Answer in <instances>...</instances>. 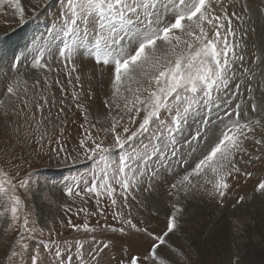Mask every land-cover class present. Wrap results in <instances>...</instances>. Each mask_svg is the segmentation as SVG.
I'll list each match as a JSON object with an SVG mask.
<instances>
[{"label":"snow or ice","instance_id":"snow-or-ice-1","mask_svg":"<svg viewBox=\"0 0 264 264\" xmlns=\"http://www.w3.org/2000/svg\"><path fill=\"white\" fill-rule=\"evenodd\" d=\"M30 3L48 26L0 59V264H197L191 206H264V0ZM229 222L245 264L255 219Z\"/></svg>","mask_w":264,"mask_h":264},{"label":"rangeland","instance_id":"rangeland-1","mask_svg":"<svg viewBox=\"0 0 264 264\" xmlns=\"http://www.w3.org/2000/svg\"><path fill=\"white\" fill-rule=\"evenodd\" d=\"M22 3L26 8L27 15L32 17L31 12L27 11L31 7L30 0H22ZM0 11L8 13L0 15V59L6 62L12 57L14 51L18 53L23 50L24 45L34 35H39L45 30L50 17L46 18L41 14L30 18L26 24L20 25L13 19L10 7L0 9ZM87 63L91 65L92 61H87ZM104 83L105 88L103 89L98 86V83L94 82L93 84L97 93L94 108L102 106L101 101L107 90V81L105 80ZM36 167L37 174L41 179L48 178L57 181L88 171V168L83 165L71 167V170L56 167L55 164L48 166L41 164ZM253 183L254 181H249L247 187L242 188L241 192L251 191ZM57 192L59 196V190ZM38 210L45 216H51L60 211L58 207H50L47 204H38ZM164 210L166 211V208ZM189 211L193 214L185 222V232L191 237L193 247L199 253L198 257H194L197 264H229L231 255L235 251L232 248L234 241L230 234L229 218L237 214L255 219L254 225L247 229L248 235L243 237L239 243V250L246 253L245 264H262L264 262V247H262V243H264V206L259 200L245 209L237 210V212H233L230 208L219 210L215 204L207 202L197 203L191 206ZM159 222L161 225L163 224L162 218ZM65 235L67 236L69 233L66 232Z\"/></svg>","mask_w":264,"mask_h":264}]
</instances>
